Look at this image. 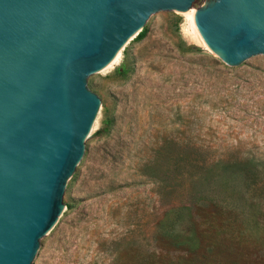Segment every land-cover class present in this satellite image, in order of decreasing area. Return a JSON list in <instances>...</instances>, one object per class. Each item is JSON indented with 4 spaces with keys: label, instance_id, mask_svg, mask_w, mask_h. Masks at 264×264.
<instances>
[{
    "label": "rangeland",
    "instance_id": "1",
    "mask_svg": "<svg viewBox=\"0 0 264 264\" xmlns=\"http://www.w3.org/2000/svg\"><path fill=\"white\" fill-rule=\"evenodd\" d=\"M143 30L87 79L99 112L32 264H264V57L225 65L184 12L151 15ZM164 139L252 160L259 179L235 185L232 214L173 208L138 172Z\"/></svg>",
    "mask_w": 264,
    "mask_h": 264
},
{
    "label": "water",
    "instance_id": "2",
    "mask_svg": "<svg viewBox=\"0 0 264 264\" xmlns=\"http://www.w3.org/2000/svg\"><path fill=\"white\" fill-rule=\"evenodd\" d=\"M195 10L204 49L264 57V0H0V264H32L99 112L87 80L151 15Z\"/></svg>",
    "mask_w": 264,
    "mask_h": 264
},
{
    "label": "trees",
    "instance_id": "3",
    "mask_svg": "<svg viewBox=\"0 0 264 264\" xmlns=\"http://www.w3.org/2000/svg\"><path fill=\"white\" fill-rule=\"evenodd\" d=\"M145 36L143 30L137 36ZM124 69L119 68L118 74ZM103 135H109L112 122H103ZM139 175L157 185L161 200L172 199L171 207L183 206L197 212H234L231 193L236 184L243 183L249 189L259 179L258 164L249 159L231 156L226 160L211 159L209 153L193 149H181L173 140L164 139L153 155L138 169ZM69 210L72 209L68 205ZM171 264V263H170Z\"/></svg>",
    "mask_w": 264,
    "mask_h": 264
},
{
    "label": "bare ground",
    "instance_id": "4",
    "mask_svg": "<svg viewBox=\"0 0 264 264\" xmlns=\"http://www.w3.org/2000/svg\"><path fill=\"white\" fill-rule=\"evenodd\" d=\"M184 15L188 19V21H189L191 27L193 28V30L195 31V33L197 34L198 39L203 43V39H202L201 35L199 34L196 26L194 25V15H195V11L194 10H189L186 13L184 12ZM211 53H212V51H211ZM118 57H119V54L115 57V59L106 68L108 69V67H110L112 64H114L117 61Z\"/></svg>",
    "mask_w": 264,
    "mask_h": 264
}]
</instances>
